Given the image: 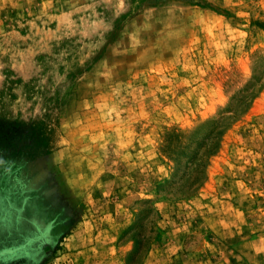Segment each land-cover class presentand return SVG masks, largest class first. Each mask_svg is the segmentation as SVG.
<instances>
[{"label":"rangeland","instance_id":"rangeland-1","mask_svg":"<svg viewBox=\"0 0 264 264\" xmlns=\"http://www.w3.org/2000/svg\"><path fill=\"white\" fill-rule=\"evenodd\" d=\"M4 211L7 264H264V0H0Z\"/></svg>","mask_w":264,"mask_h":264},{"label":"crops","instance_id":"crops-1","mask_svg":"<svg viewBox=\"0 0 264 264\" xmlns=\"http://www.w3.org/2000/svg\"><path fill=\"white\" fill-rule=\"evenodd\" d=\"M16 222L9 215L7 216L6 212L3 217L0 215V264L9 262V250L26 237L27 228Z\"/></svg>","mask_w":264,"mask_h":264}]
</instances>
